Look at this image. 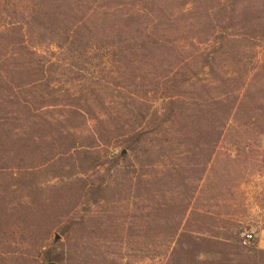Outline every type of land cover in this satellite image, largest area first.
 I'll return each mask as SVG.
<instances>
[{
  "label": "rangeland",
  "instance_id": "374dc122",
  "mask_svg": "<svg viewBox=\"0 0 264 264\" xmlns=\"http://www.w3.org/2000/svg\"><path fill=\"white\" fill-rule=\"evenodd\" d=\"M120 1L168 43L123 89L0 95V264H264V0Z\"/></svg>",
  "mask_w": 264,
  "mask_h": 264
},
{
  "label": "trees",
  "instance_id": "16d2710c",
  "mask_svg": "<svg viewBox=\"0 0 264 264\" xmlns=\"http://www.w3.org/2000/svg\"><path fill=\"white\" fill-rule=\"evenodd\" d=\"M98 1L0 0V45L4 50L0 58V95L10 101L7 103H16L21 91L47 79L49 87L60 82L77 83L82 92L95 86L121 90L124 72L134 63L132 56L142 51L153 55L160 45L168 47L164 37L153 33L150 23H146L151 15L145 13L146 8L130 11L132 7L119 0H105L101 5ZM158 9L165 12L161 6ZM46 48L56 50L53 61L41 55ZM31 57L34 60L22 63ZM47 68L62 77L50 81ZM26 69L33 81L23 76L21 71ZM137 93L141 102L165 109V116L173 112L175 97L167 92ZM43 103L34 104V111L54 106Z\"/></svg>",
  "mask_w": 264,
  "mask_h": 264
},
{
  "label": "built area",
  "instance_id": "2783aa9c",
  "mask_svg": "<svg viewBox=\"0 0 264 264\" xmlns=\"http://www.w3.org/2000/svg\"><path fill=\"white\" fill-rule=\"evenodd\" d=\"M244 239H245V243H249L253 240V236L252 235H246L244 237Z\"/></svg>",
  "mask_w": 264,
  "mask_h": 264
},
{
  "label": "crops",
  "instance_id": "0c3cea01",
  "mask_svg": "<svg viewBox=\"0 0 264 264\" xmlns=\"http://www.w3.org/2000/svg\"><path fill=\"white\" fill-rule=\"evenodd\" d=\"M264 238V233H262L261 235H260V245H261V242H262V239Z\"/></svg>",
  "mask_w": 264,
  "mask_h": 264
},
{
  "label": "water",
  "instance_id": "95a60500",
  "mask_svg": "<svg viewBox=\"0 0 264 264\" xmlns=\"http://www.w3.org/2000/svg\"><path fill=\"white\" fill-rule=\"evenodd\" d=\"M55 241L57 242V241H59V236H56V239H55Z\"/></svg>",
  "mask_w": 264,
  "mask_h": 264
}]
</instances>
